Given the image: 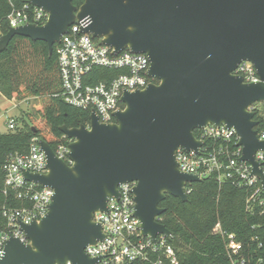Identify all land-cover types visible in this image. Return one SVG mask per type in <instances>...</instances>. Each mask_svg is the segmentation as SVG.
<instances>
[{
    "label": "water",
    "instance_id": "1",
    "mask_svg": "<svg viewBox=\"0 0 264 264\" xmlns=\"http://www.w3.org/2000/svg\"><path fill=\"white\" fill-rule=\"evenodd\" d=\"M48 12L44 24L11 27L0 38V52L15 35L48 44L50 55L69 27L88 20L83 32L150 60L148 75L157 82L122 96L116 121L101 122L95 111L90 125L61 126L69 143L70 165L44 139L46 173L23 169L24 177L54 189L48 212L20 222L28 242L11 237L0 264H97L85 252L104 239L97 211L119 196V184L136 182L134 215L142 235L156 239L173 232L158 220L167 194L188 200L185 187L201 181L179 169L177 149L199 151L197 128L209 124L234 128L243 147L241 161L264 183L255 153L264 150L252 106L264 101V0H28ZM132 26V30H129ZM211 53V58L208 55ZM250 61L261 78L246 82L235 70ZM23 241V242H21ZM32 248L38 249L33 251Z\"/></svg>",
    "mask_w": 264,
    "mask_h": 264
},
{
    "label": "built area",
    "instance_id": "2",
    "mask_svg": "<svg viewBox=\"0 0 264 264\" xmlns=\"http://www.w3.org/2000/svg\"><path fill=\"white\" fill-rule=\"evenodd\" d=\"M9 1L12 10L6 17L8 30L26 23L44 24L49 17L48 12L33 6L28 0L21 6H17L16 0ZM87 23L88 20L82 19L72 24L54 46L62 82L59 96L74 107L89 110L90 114L95 111L101 122H114V113L125 106L122 96L126 90L143 89L157 80L148 75L150 60L147 54L130 49L116 52L112 46L101 43L100 38L83 32L82 27ZM2 35L0 33V38ZM235 73L242 75L246 82L261 81L255 66L247 60L238 65ZM258 104L259 102L255 103L251 109H260ZM6 118L9 130H16L17 119L9 113ZM87 127H91L90 121ZM255 129L258 138L263 140L264 129H258V125ZM195 137L202 142L199 151L177 149L179 169L197 174L202 179L213 176L219 185L229 183L247 190L246 212L251 215H264V183L258 175L252 174L251 162L240 160L243 147L239 145L240 136L236 130L225 125L209 124L197 128ZM67 139L69 142H61L55 152L59 158L71 165L73 161L68 155L71 139ZM41 140L39 136H33L28 150L10 154L3 166L4 192L11 189L16 198L28 204L22 207L7 204L1 206L2 216L6 219V224L0 227L2 253L11 237L28 242L19 223H31L40 219L48 212L52 202L54 189L27 180L22 172L23 169L34 173L48 171ZM262 156L264 150L255 153V161L264 174ZM122 184H126L127 188L119 187V196L109 198L108 209L95 212L94 218L96 214L102 217L97 223L103 226L105 237L95 244L88 245L94 251L87 254L100 258L97 264H182L177 249L166 235L160 233L156 239L142 235L140 220L134 215L133 188L136 182ZM190 184L185 187L187 194L192 190ZM214 231L225 241V251L230 264H252V254L246 249L244 242L238 239L237 233L228 231L220 223L215 225ZM259 238L258 234L253 236V240ZM261 262L262 259L259 258L255 264ZM67 264L71 262L68 261Z\"/></svg>",
    "mask_w": 264,
    "mask_h": 264
},
{
    "label": "trees",
    "instance_id": "3",
    "mask_svg": "<svg viewBox=\"0 0 264 264\" xmlns=\"http://www.w3.org/2000/svg\"><path fill=\"white\" fill-rule=\"evenodd\" d=\"M25 0H16L17 6ZM80 6L83 0H75ZM12 5L0 0V33L8 31L7 15ZM62 82L55 51L49 53L48 44L29 37L15 35L8 47L0 52V93L8 99L20 100L37 97L38 117H32L33 125L26 124L14 131L0 132V227L6 224L2 216L3 204L22 207L24 200L16 198L13 190H5L3 166L12 153L28 150L33 136L46 140L54 150L64 138L61 126L79 127L90 121V111L65 102L59 93ZM258 129H264V110L256 109ZM25 120V118H23ZM188 200L167 194L160 203L165 212L159 221L165 224L173 236L169 241L178 251L182 264H230L225 251V241L214 231L217 223L228 231L237 233L252 254L251 263L259 258L264 264V215H251L245 210L247 190L232 184L219 185L213 176L192 182ZM258 234L259 240H253ZM261 244V245H260Z\"/></svg>",
    "mask_w": 264,
    "mask_h": 264
},
{
    "label": "rangeland",
    "instance_id": "4",
    "mask_svg": "<svg viewBox=\"0 0 264 264\" xmlns=\"http://www.w3.org/2000/svg\"><path fill=\"white\" fill-rule=\"evenodd\" d=\"M39 99L37 97H27L20 100L8 99L0 94V132L9 131L6 123V114L13 115L18 122V128L26 124L33 125L32 117H38ZM258 107L264 110V101L259 102ZM25 118V120H23Z\"/></svg>",
    "mask_w": 264,
    "mask_h": 264
},
{
    "label": "clouds",
    "instance_id": "5",
    "mask_svg": "<svg viewBox=\"0 0 264 264\" xmlns=\"http://www.w3.org/2000/svg\"><path fill=\"white\" fill-rule=\"evenodd\" d=\"M75 30V29H74ZM129 30H132V26H129ZM208 59H210L211 58V53H209V55H208V57H207ZM141 83H143V81H141ZM261 159H264V156H262L261 157ZM118 187H123V188H127V185L126 184H119L118 185ZM49 195H51V193H49ZM100 219H102V217L101 216H99L98 214H96L95 215V218L93 219H91V222L92 223H96L98 220H100ZM21 242H23V241H21ZM32 250L33 251H38V249H36V248H32ZM94 250L90 247V246H86V248H85V252L86 253H91V252H93ZM125 251H127L126 249H125ZM2 257H3V253L2 252H0V259H2ZM117 259H119V257H117ZM54 264H61V262L59 261V260H56L55 262H54Z\"/></svg>",
    "mask_w": 264,
    "mask_h": 264
},
{
    "label": "crops",
    "instance_id": "6",
    "mask_svg": "<svg viewBox=\"0 0 264 264\" xmlns=\"http://www.w3.org/2000/svg\"><path fill=\"white\" fill-rule=\"evenodd\" d=\"M0 94H2V93H0ZM3 95V94H2ZM3 96H5V95H3Z\"/></svg>",
    "mask_w": 264,
    "mask_h": 264
},
{
    "label": "flooded vegetation",
    "instance_id": "7",
    "mask_svg": "<svg viewBox=\"0 0 264 264\" xmlns=\"http://www.w3.org/2000/svg\"><path fill=\"white\" fill-rule=\"evenodd\" d=\"M258 109V108H257Z\"/></svg>",
    "mask_w": 264,
    "mask_h": 264
}]
</instances>
